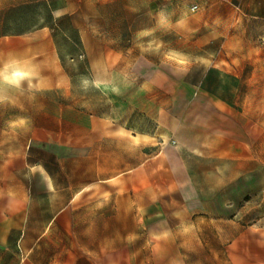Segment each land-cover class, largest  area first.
<instances>
[{"label":"rangeland","instance_id":"obj_1","mask_svg":"<svg viewBox=\"0 0 264 264\" xmlns=\"http://www.w3.org/2000/svg\"><path fill=\"white\" fill-rule=\"evenodd\" d=\"M12 61L35 75L32 87L0 86V164L56 152L66 166L69 151L104 134L122 148L104 139L93 151L119 147L123 167L132 155L142 171L163 168L164 148L201 146L206 130L240 142L248 120L264 130V0H0V68ZM243 185L228 191L223 221L188 226L186 240L176 222L155 224L170 253L145 262L247 264L242 231L264 229L254 222L264 203L257 191L244 199ZM170 204L178 219L173 189Z\"/></svg>","mask_w":264,"mask_h":264},{"label":"crops","instance_id":"obj_2","mask_svg":"<svg viewBox=\"0 0 264 264\" xmlns=\"http://www.w3.org/2000/svg\"><path fill=\"white\" fill-rule=\"evenodd\" d=\"M257 127L243 124L241 142L233 133L206 130L213 137L201 146L179 141L155 157L165 158L163 168L142 171L132 155L124 168L123 140L104 134L84 142L82 151H69L66 166H58L56 152L19 153L1 162L0 264H149V254L170 253L168 242L155 240V224L176 222L181 242L190 237L188 226L223 221L222 212L234 205L228 191L240 179L244 199L257 191L261 207L264 130ZM104 139L117 142L118 150L93 151ZM171 189L178 219L170 214ZM254 222L262 226L264 214ZM242 239L247 264H264V229L248 225Z\"/></svg>","mask_w":264,"mask_h":264},{"label":"clouds","instance_id":"obj_3","mask_svg":"<svg viewBox=\"0 0 264 264\" xmlns=\"http://www.w3.org/2000/svg\"><path fill=\"white\" fill-rule=\"evenodd\" d=\"M35 75L34 70L24 63L19 61H12L9 64H5L0 68V86L8 85L15 88H20L25 80L29 81V87L31 85V78ZM5 97L0 94V101Z\"/></svg>","mask_w":264,"mask_h":264}]
</instances>
